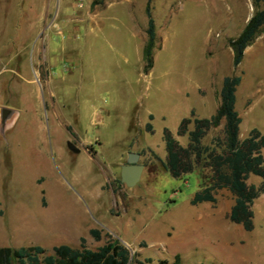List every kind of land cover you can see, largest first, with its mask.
I'll use <instances>...</instances> for the list:
<instances>
[{"label": "rangeland", "instance_id": "1", "mask_svg": "<svg viewBox=\"0 0 264 264\" xmlns=\"http://www.w3.org/2000/svg\"><path fill=\"white\" fill-rule=\"evenodd\" d=\"M145 3L0 0V247L49 254L80 238L91 250L112 239L146 264H264V193L245 231L227 217L226 189L214 203L189 202L208 170L174 178L160 164L163 129L185 145L178 123L190 112L210 117L230 75L240 77L238 138L264 134V22L232 67L228 41L256 10L252 0H150L155 38L143 72ZM76 9L99 12L100 25L72 32ZM128 152L143 166L131 188L118 176Z\"/></svg>", "mask_w": 264, "mask_h": 264}, {"label": "trees", "instance_id": "2", "mask_svg": "<svg viewBox=\"0 0 264 264\" xmlns=\"http://www.w3.org/2000/svg\"><path fill=\"white\" fill-rule=\"evenodd\" d=\"M105 0H95L103 3ZM150 0L144 5L146 17L145 42L142 47L143 72H147L152 64L154 46V26L149 11ZM256 10L247 20L241 32L228 41L232 52L231 64L236 67L241 60L244 49L262 31L264 22V0H252ZM240 77L230 75L224 77L218 92L219 102L214 113L208 118H196L193 112L178 123L176 135L185 136L186 143L181 145L171 134L163 129L165 157L161 167L171 177L177 178L194 170L206 169L208 181L201 184L191 199V204L214 203V191L226 189L233 196V204L228 212L230 222L240 225L245 231L251 228V204L264 193V134L256 129L248 131L243 139L238 138L240 118L234 110L235 89ZM222 122L220 135L211 137L207 145L201 139L211 129ZM190 126V128H189ZM150 131V126L146 125ZM249 175L260 178L258 186L246 183ZM90 237L99 240V231L90 229ZM149 259L138 260L116 240H107L101 246L91 250L84 246L80 238L78 248L61 244L51 247V253L36 246L0 247V264H146ZM157 264H168L165 260ZM170 264H178L177 257Z\"/></svg>", "mask_w": 264, "mask_h": 264}, {"label": "water", "instance_id": "3", "mask_svg": "<svg viewBox=\"0 0 264 264\" xmlns=\"http://www.w3.org/2000/svg\"><path fill=\"white\" fill-rule=\"evenodd\" d=\"M2 111L5 112V110ZM3 113L0 116L4 119ZM66 148L72 152L78 151L77 147L70 142H66ZM138 158L137 153L128 152L124 164L119 166V182L127 188L133 187L139 180L143 166L137 163Z\"/></svg>", "mask_w": 264, "mask_h": 264}, {"label": "crops", "instance_id": "4", "mask_svg": "<svg viewBox=\"0 0 264 264\" xmlns=\"http://www.w3.org/2000/svg\"><path fill=\"white\" fill-rule=\"evenodd\" d=\"M81 15V16H80ZM99 12L95 13H89L88 11L82 10L78 11V9L75 10V20L76 24L72 32L76 30L77 26L79 24H83L84 26H93L95 25H100V17H99ZM70 37V35H69Z\"/></svg>", "mask_w": 264, "mask_h": 264}, {"label": "flooded vegetation", "instance_id": "5", "mask_svg": "<svg viewBox=\"0 0 264 264\" xmlns=\"http://www.w3.org/2000/svg\"><path fill=\"white\" fill-rule=\"evenodd\" d=\"M66 142H70V141H66ZM70 143H72L75 146V144L73 142H70ZM77 149H78V151L77 152H73V153H78L79 152V148L77 147Z\"/></svg>", "mask_w": 264, "mask_h": 264}, {"label": "built area", "instance_id": "6", "mask_svg": "<svg viewBox=\"0 0 264 264\" xmlns=\"http://www.w3.org/2000/svg\"><path fill=\"white\" fill-rule=\"evenodd\" d=\"M80 1V0H79Z\"/></svg>", "mask_w": 264, "mask_h": 264}]
</instances>
